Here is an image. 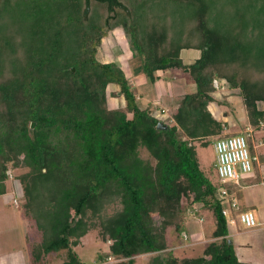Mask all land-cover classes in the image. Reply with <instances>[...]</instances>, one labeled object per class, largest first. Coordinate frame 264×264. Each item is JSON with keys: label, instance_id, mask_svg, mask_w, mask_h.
<instances>
[{"label": "trees", "instance_id": "trees-1", "mask_svg": "<svg viewBox=\"0 0 264 264\" xmlns=\"http://www.w3.org/2000/svg\"><path fill=\"white\" fill-rule=\"evenodd\" d=\"M116 29L150 83L178 71L194 84L170 123L140 108L119 64L100 56ZM189 50L199 56L184 64ZM213 80L239 92L252 130L264 125V0H0V195L13 179L40 234L29 264L60 252L59 264H83L75 248L90 231L108 244L101 262L247 264L227 236L226 183L196 154L230 136L207 109ZM193 206L213 217L212 240L176 257L166 233L179 237Z\"/></svg>", "mask_w": 264, "mask_h": 264}, {"label": "crops", "instance_id": "crops-1", "mask_svg": "<svg viewBox=\"0 0 264 264\" xmlns=\"http://www.w3.org/2000/svg\"><path fill=\"white\" fill-rule=\"evenodd\" d=\"M191 52L194 51L181 52L180 57L184 64H190L198 58L199 53L197 51H195L196 53ZM129 58L131 61L133 60V56ZM121 69L124 71L123 68ZM127 70L129 76L125 71L124 73L132 88L136 90V96L141 102L140 108H148L153 117L164 123L171 122V115L178 107L182 96L195 90L192 81L185 74L178 71L157 73L158 79L154 83H150L141 73L139 60L137 61L136 70L131 69L130 65ZM219 88V91L217 90L213 94L214 101L207 106V109L216 120L226 123V132L230 136L244 135L246 137L252 159V171L250 173L241 175L238 184L226 183L228 193L237 202V207L230 211L233 224L226 221L227 236L232 245L234 242L237 243V248H233V250L239 262L264 264V260L263 262L240 260V256L248 259L246 257L248 253L244 249L245 246H250L249 243H252L253 239L264 232V155L258 152V148L264 145V125L252 130L247 122L239 92L225 87ZM230 124L233 127H230ZM198 211H200L198 214L194 213L197 218H187L185 231L175 238L179 243L178 247L185 245H194L195 247L197 244L204 245L212 240L211 233L214 229V220L213 227L208 229L207 232L204 229L205 215L202 210ZM245 211L253 213L258 224L257 227L247 229L237 221V215ZM247 239L249 242H246ZM170 244L169 239L167 245L173 251L174 248ZM261 256L264 259V253Z\"/></svg>", "mask_w": 264, "mask_h": 264}, {"label": "rangeland", "instance_id": "rangeland-1", "mask_svg": "<svg viewBox=\"0 0 264 264\" xmlns=\"http://www.w3.org/2000/svg\"><path fill=\"white\" fill-rule=\"evenodd\" d=\"M99 54L106 60H114L118 63L128 76L127 69L129 65L131 69L136 70L137 61L139 60L138 57L132 55L129 43L122 36L120 29H116L103 40L102 45L99 47ZM130 56H133L132 61L129 58ZM107 98L109 105H111L113 97L108 96ZM229 126L233 127L231 124ZM258 152L264 155V145L258 148ZM196 153L201 169L211 178L213 161L215 163L212 139L209 140L206 147L196 145ZM140 155L145 158L146 152L142 150ZM20 172L21 170L8 171L7 174L13 177L15 173ZM13 181V179L8 178L5 183V193L0 195V264H29V244L38 242L40 234L34 228L33 224L25 218L21 210H19L21 201L20 190ZM190 209H193L195 214L200 212L194 206ZM188 210L186 214L189 219L197 218L194 213L189 214ZM203 214L205 215L204 229L208 232V229L213 227V217L206 212H203ZM263 234L264 232L253 239L252 243H249L250 246H245L244 249L248 253L246 256L248 259L240 256V260L263 262L264 259L261 256L264 253ZM167 238L168 241L170 239V246L174 248L171 251L176 257H197L201 255L203 250L202 244H197L195 247L194 245L178 247L179 243L175 240L176 233L173 229L168 230ZM246 242H249V240L247 239ZM107 245V243L99 239L96 231H90L80 239V244L75 248V252L83 264H112V259H106L103 262L98 259L99 256L105 255ZM232 247L237 248V243L234 242ZM150 257L151 255L138 256L134 259V264H148ZM62 259L63 252L57 255H49L45 264H59Z\"/></svg>", "mask_w": 264, "mask_h": 264}, {"label": "built area", "instance_id": "built-area-1", "mask_svg": "<svg viewBox=\"0 0 264 264\" xmlns=\"http://www.w3.org/2000/svg\"><path fill=\"white\" fill-rule=\"evenodd\" d=\"M213 88L219 90L216 80L212 81ZM215 156V169L222 183L231 182L238 184L240 176L252 171V159L250 157L247 140L244 135L229 136L217 139L212 144ZM218 197L223 205L222 215L229 224H233L230 211L237 207L236 200L224 188L219 190ZM193 214V209L188 210ZM237 221L247 229L258 226L252 212L245 211L237 215Z\"/></svg>", "mask_w": 264, "mask_h": 264}, {"label": "water", "instance_id": "water-1", "mask_svg": "<svg viewBox=\"0 0 264 264\" xmlns=\"http://www.w3.org/2000/svg\"><path fill=\"white\" fill-rule=\"evenodd\" d=\"M72 70H73V69H72ZM30 127L33 128V127H34V124L31 123ZM156 128H158V129H164L165 127L162 125L161 122H159V123L157 124Z\"/></svg>", "mask_w": 264, "mask_h": 264}]
</instances>
